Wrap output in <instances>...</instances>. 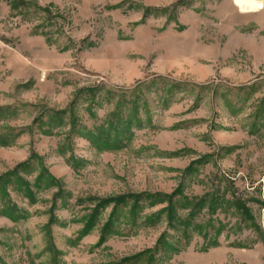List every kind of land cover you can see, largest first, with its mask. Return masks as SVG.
<instances>
[{
	"label": "rangeland",
	"instance_id": "rangeland-1",
	"mask_svg": "<svg viewBox=\"0 0 264 264\" xmlns=\"http://www.w3.org/2000/svg\"><path fill=\"white\" fill-rule=\"evenodd\" d=\"M0 264H264V9L0 0Z\"/></svg>",
	"mask_w": 264,
	"mask_h": 264
},
{
	"label": "bare ground",
	"instance_id": "bare-ground-1",
	"mask_svg": "<svg viewBox=\"0 0 264 264\" xmlns=\"http://www.w3.org/2000/svg\"><path fill=\"white\" fill-rule=\"evenodd\" d=\"M241 12L258 13L264 9V0H233Z\"/></svg>",
	"mask_w": 264,
	"mask_h": 264
}]
</instances>
